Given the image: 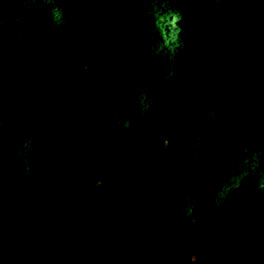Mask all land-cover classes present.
<instances>
[{"label": "trees", "instance_id": "obj_1", "mask_svg": "<svg viewBox=\"0 0 264 264\" xmlns=\"http://www.w3.org/2000/svg\"><path fill=\"white\" fill-rule=\"evenodd\" d=\"M0 264H264V0H0Z\"/></svg>", "mask_w": 264, "mask_h": 264}]
</instances>
